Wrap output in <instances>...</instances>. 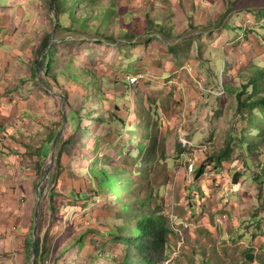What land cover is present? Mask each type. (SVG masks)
Here are the masks:
<instances>
[{"label": "rangeland", "instance_id": "obj_1", "mask_svg": "<svg viewBox=\"0 0 264 264\" xmlns=\"http://www.w3.org/2000/svg\"><path fill=\"white\" fill-rule=\"evenodd\" d=\"M51 1L0 0V264H34L32 235L42 239L39 264H119L127 245L115 239L125 223L116 216L151 192L139 172L178 238L170 263L251 264L250 252L252 264H264V187L238 144L222 167L214 161L233 123L238 132L248 123L235 116L219 58L243 77L252 63L264 67V0H96L78 9L79 31L69 18L56 27ZM47 32L58 46L57 83L36 68ZM94 164L136 192L86 198ZM239 172L246 191L233 199Z\"/></svg>", "mask_w": 264, "mask_h": 264}, {"label": "trees", "instance_id": "obj_2", "mask_svg": "<svg viewBox=\"0 0 264 264\" xmlns=\"http://www.w3.org/2000/svg\"><path fill=\"white\" fill-rule=\"evenodd\" d=\"M92 1L96 3V0H52L51 9L57 21L56 27L62 28L67 26V18H69L73 20L69 26L70 30L79 31L80 26H84L85 28L86 25L81 23L80 16L78 15V9L83 6L87 7L88 4H92ZM110 9L113 10L114 7H110ZM153 24L160 26L162 30L163 23L161 21L154 20ZM105 37L113 39V37H108L107 35ZM53 40V33L47 32L42 41L40 56L36 60V68L44 70L46 75L57 83L60 77L55 71L58 62L55 57L58 53V46ZM198 40V49L203 51L201 39ZM170 50L175 51L176 47H170ZM218 63L224 71L222 82L224 91L233 97L237 105L235 116L236 118L240 117L243 120H247L248 123L240 132L237 131L236 125L233 123L232 133L229 135L225 147L214 155L215 166L217 168L222 167L226 161L231 160L235 150L233 144H238L245 153V158L243 159L244 166L252 173L251 175L258 182L259 190L261 191L262 187H264V67L257 63H252L247 69L248 73L243 77L241 75L243 71L239 68L237 73H233V65L226 58L220 57ZM115 108L120 110L119 105H116ZM114 117H116V114ZM116 121H120L123 126L126 124L122 118L113 120V122ZM55 132L48 139L51 142H54L57 137V132ZM51 142L49 141L48 144H45V147L52 146ZM47 152L48 148L45 153ZM62 156L63 153H60L58 161L60 167L59 175H61L64 169L60 159ZM250 162L254 164L253 167L250 165ZM203 171V167L197 169L200 175ZM139 173L142 175L143 181H147L151 192L146 197L136 195V209L134 207L132 209V206H129L131 203L127 201L128 208L126 211L121 210L122 215L116 216V218L120 217L125 223L124 226L121 225L117 228L115 239L123 241L127 245V252L119 264H172L170 262L167 263L171 255L169 240L172 233L168 224V218L163 207L158 203L159 194L155 186L151 180L147 179L146 173ZM87 175L92 180V190L95 192L92 196H85L86 198L96 197L102 191L114 195L113 191H116L120 187L123 191L127 187L128 191L136 192V187L129 178H125L121 173L109 172L104 167L99 168L94 164L89 168ZM240 175L241 173L239 172L234 180L238 181V176ZM74 195L78 196L76 193ZM141 209L144 210V213L140 211ZM112 231L110 230L111 234L113 233ZM80 240H83V238ZM36 249L38 251L37 264H39V261L43 258L42 239L39 237L37 244H35V239L32 235L27 240L28 253L34 254Z\"/></svg>", "mask_w": 264, "mask_h": 264}, {"label": "crops", "instance_id": "obj_3", "mask_svg": "<svg viewBox=\"0 0 264 264\" xmlns=\"http://www.w3.org/2000/svg\"><path fill=\"white\" fill-rule=\"evenodd\" d=\"M1 120V119H0ZM222 172V171H221ZM219 176H221L222 177V179H224L225 180V182L228 184V183H230V182H232V178H231V175H230V173L228 172V174L226 173L225 174V171H223L221 174H219ZM244 179V175H242V176H240V177H238V181H235L234 180V182L236 183L235 185L237 186L236 188H233V190H232V192L231 193H229L228 192V195H230V197H232L233 199H234V197H239V195H242L243 196V191H246V190H244V188H241V186H239V185H241V181ZM194 187V186H193ZM228 188H230V189H232L230 186H228ZM239 188H241V189H239ZM194 189V192H197V189L196 188H193ZM230 189H228V190H230ZM235 189H236V191H235ZM237 189H239V191H237ZM255 189V188H254ZM235 191V192H234ZM248 193H249V191H247ZM186 195L187 196H189L190 197V195H188V192L186 193ZM264 195V194H263ZM4 197H5V195H4ZM3 197V195H0V199L1 198H4ZM233 205H231L230 207H232V210L235 212V214L237 213L236 211L238 210V208H239V203H232ZM252 216H254V213L252 214ZM236 227V226H235ZM235 230L236 231H239V229H238V227H236L235 228ZM196 232H199V231H196V230H194V231H190V234H189V238L191 239V240H193L195 243H196V241H195V239H197L198 238V235L200 234V232L199 233H196ZM175 240H176V242H177V240H178V238H176L175 239V237H174V239H173V237H172V235H171V237H170V246L171 247H169V250H170V253L172 252V249L174 248V245L176 244V242H175ZM197 244H199V243H197ZM247 257H249V259H252L253 261H255L254 260V256L253 255H251V253L249 252V253H247ZM204 261H206L205 259H204ZM253 261H251V260H248V262L249 263H253ZM205 264H208L207 263V261L205 262ZM246 264H248V263H246Z\"/></svg>", "mask_w": 264, "mask_h": 264}, {"label": "water", "instance_id": "obj_4", "mask_svg": "<svg viewBox=\"0 0 264 264\" xmlns=\"http://www.w3.org/2000/svg\"><path fill=\"white\" fill-rule=\"evenodd\" d=\"M59 137L56 138V141H55V149H56V145H57V141H58ZM53 162H55V155H54V158H53ZM39 192L41 193L40 195V201H39V205L41 204L42 202V199H43V193H42V190H41V185L39 186ZM37 217H39V211H37ZM38 231V226L36 227V233ZM35 244H37V239L35 240ZM37 257H38V251L37 249L35 250V262L34 264H36L37 262Z\"/></svg>", "mask_w": 264, "mask_h": 264}, {"label": "built area", "instance_id": "obj_5", "mask_svg": "<svg viewBox=\"0 0 264 264\" xmlns=\"http://www.w3.org/2000/svg\"><path fill=\"white\" fill-rule=\"evenodd\" d=\"M140 77H141V76L137 75V77H134L133 80L136 81V80H138ZM193 168H194V164L192 163V164L190 165V172L193 171ZM182 239H183V238H182ZM173 253H174V254H173ZM171 254H172V255H171L172 258L169 259L168 262H169L170 260L173 259V256H176V255H177V251H174V252H172ZM168 262H167V263H168Z\"/></svg>", "mask_w": 264, "mask_h": 264}]
</instances>
